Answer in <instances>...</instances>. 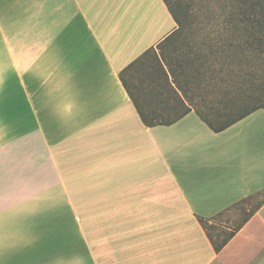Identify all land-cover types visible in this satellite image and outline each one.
<instances>
[{
    "label": "crops",
    "instance_id": "0c3cea01",
    "mask_svg": "<svg viewBox=\"0 0 264 264\" xmlns=\"http://www.w3.org/2000/svg\"><path fill=\"white\" fill-rule=\"evenodd\" d=\"M176 28L164 0H0V264H264V196L219 251L199 221L264 194V108L148 125L125 87Z\"/></svg>",
    "mask_w": 264,
    "mask_h": 264
},
{
    "label": "rangeland",
    "instance_id": "374dc122",
    "mask_svg": "<svg viewBox=\"0 0 264 264\" xmlns=\"http://www.w3.org/2000/svg\"><path fill=\"white\" fill-rule=\"evenodd\" d=\"M170 1L179 3L181 9L189 11L188 18L180 12L185 24L182 31L174 33L168 42L143 54L138 62L121 72L140 107L147 113H156L161 109L180 112L187 105L181 106L177 102L183 96L216 124L220 119L219 111L243 112L259 105L264 108V61L261 56L251 55L253 52L241 56L236 45L221 44L217 29H210L198 22V17H207L211 11L218 17L222 12L221 7L214 4L210 9L205 8V3L211 0ZM218 1L214 0V3ZM247 55L251 56L246 58ZM168 63L181 66L175 72L182 74L179 80L182 89L176 91L175 87L167 84L166 72L171 70ZM257 66V82L247 81L249 76L244 75L256 70ZM212 74L217 76L218 87L211 85ZM237 80L242 81V89L227 90L224 88L225 83L222 84ZM189 96H194V100H190ZM233 98H238L236 108L233 106L235 103L231 102ZM263 196L259 194L247 198L210 222L206 221L211 235L221 240L230 228L241 224L250 211L260 204Z\"/></svg>",
    "mask_w": 264,
    "mask_h": 264
},
{
    "label": "trees",
    "instance_id": "16d2710c",
    "mask_svg": "<svg viewBox=\"0 0 264 264\" xmlns=\"http://www.w3.org/2000/svg\"><path fill=\"white\" fill-rule=\"evenodd\" d=\"M166 3L171 15L177 22V28L174 32H172L170 35H168L158 46H161L166 41L168 42L174 33L177 31H182L184 27V19L182 18L180 12L184 14L185 18H188L189 11H185L183 8L181 9L179 3H173L170 0H164ZM214 4L221 7L222 12L218 17L214 14L213 11H211V15H208L207 17H198V22L201 24H204L203 26L209 27L210 29H217L219 31V34L217 37L219 38L221 44L223 45H236L235 47L238 48L239 53L241 56H245L248 52H253L251 55H260L261 58L264 61V0H219L217 3H214V0H211V2L205 3V8L210 9L211 7H214ZM198 16V15H197ZM200 16V15H199ZM224 31V32H222ZM154 50V48H151L147 50L145 53ZM144 53V54H145ZM251 55H247L246 58H248ZM140 60V57L137 58L135 61H133L129 66L132 64L138 62ZM171 67V70L169 69V73L166 72V80L167 84L171 87H175L176 91L179 90L181 87L180 84V75L179 73L175 72V69H180L181 66L174 65L173 63H168ZM128 66V67H129ZM127 67V68H128ZM258 66L255 68L256 70H253L251 72H247L244 76H249L247 81H254L257 82L258 80ZM222 70V68H219ZM244 71V69H243ZM211 85L218 87V79L217 76H211ZM252 82V83H254ZM225 83L224 88L227 90L232 89H242V81H231V82H223ZM125 87L128 89L131 98L133 99V102L137 106V109L143 119V121L148 125H155V124H170L181 117H183L186 113H188V109L192 110V108L195 109V111L200 115V117L205 120L211 128H213L215 131H221L230 125L234 124L235 122L241 120L242 118L249 115L251 112L255 111L258 108L263 107V105H259L256 107H252L249 109H246L245 111H238L230 110L229 112H221L219 111L218 117L220 119L217 120V124L213 121H210L203 113H201L198 109L191 106L186 105V107L180 111H174L172 114L164 115L162 113H147L145 112L140 105L137 102V99L133 95L132 91L129 89L128 85L124 81ZM179 85V86H178ZM210 85V86H211ZM182 89V88H180ZM184 90V89H183ZM183 100V104L185 103V100L183 96H180ZM231 102L235 103L232 105L236 108L239 103L238 98L231 99ZM259 206V205H258ZM254 213V209L250 211L249 215ZM248 215V216H249ZM248 216L244 218L243 221H246L248 219ZM216 218V217H214ZM213 218V219H214ZM212 219H207L200 217L199 221L201 222L204 229L207 231V234L209 235L211 241L213 242L215 249L217 251L221 250V248L230 240V238L236 233V231L240 228V224L237 226H234L233 228H230V231L227 233L226 236L222 237L221 240H216L211 233L209 232V229L207 228L206 221L210 222Z\"/></svg>",
    "mask_w": 264,
    "mask_h": 264
},
{
    "label": "snow or ice",
    "instance_id": "6c2138e0",
    "mask_svg": "<svg viewBox=\"0 0 264 264\" xmlns=\"http://www.w3.org/2000/svg\"><path fill=\"white\" fill-rule=\"evenodd\" d=\"M185 95H187V92H185ZM190 100H194V96H189L188 97ZM181 106H184V104H183V100H181V99H178V101H177ZM197 107H199V105H197ZM188 111H190V109H188Z\"/></svg>",
    "mask_w": 264,
    "mask_h": 264
}]
</instances>
